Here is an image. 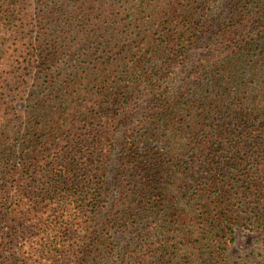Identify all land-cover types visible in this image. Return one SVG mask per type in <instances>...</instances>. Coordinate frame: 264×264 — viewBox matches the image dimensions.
<instances>
[{
    "label": "trees",
    "instance_id": "trees-1",
    "mask_svg": "<svg viewBox=\"0 0 264 264\" xmlns=\"http://www.w3.org/2000/svg\"><path fill=\"white\" fill-rule=\"evenodd\" d=\"M235 228L264 243V0H0V264H224Z\"/></svg>",
    "mask_w": 264,
    "mask_h": 264
},
{
    "label": "rangeland",
    "instance_id": "rangeland-1",
    "mask_svg": "<svg viewBox=\"0 0 264 264\" xmlns=\"http://www.w3.org/2000/svg\"><path fill=\"white\" fill-rule=\"evenodd\" d=\"M262 239L261 232L251 233L241 228H235V243L227 251L224 264H254L258 262L260 255L264 253Z\"/></svg>",
    "mask_w": 264,
    "mask_h": 264
}]
</instances>
